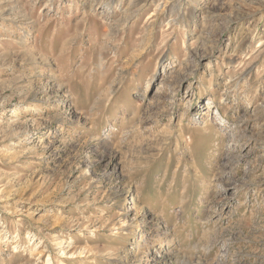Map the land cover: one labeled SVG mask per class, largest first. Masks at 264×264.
<instances>
[{
	"label": "rangeland",
	"instance_id": "rangeland-1",
	"mask_svg": "<svg viewBox=\"0 0 264 264\" xmlns=\"http://www.w3.org/2000/svg\"><path fill=\"white\" fill-rule=\"evenodd\" d=\"M47 262L264 264V0H0V264Z\"/></svg>",
	"mask_w": 264,
	"mask_h": 264
},
{
	"label": "bare ground",
	"instance_id": "bare-ground-1",
	"mask_svg": "<svg viewBox=\"0 0 264 264\" xmlns=\"http://www.w3.org/2000/svg\"><path fill=\"white\" fill-rule=\"evenodd\" d=\"M236 133V132H235ZM235 136V135H234ZM243 136V135H242ZM163 138V137H162ZM251 138V137H250ZM161 140V139H160ZM170 142V141H169ZM229 142V141H228ZM162 147V146H161ZM149 151V150H148ZM229 157V156H228ZM230 160V159H229ZM136 206H137V202L135 201L134 203H133V206L130 208V210L131 209H135L136 208ZM34 251V250H33ZM30 254V253H29ZM40 257L42 256V255H40V254H38ZM31 257H30V260L31 261H33V260H38V259H36V255H34V252H31V255H30ZM47 264H49V262H47Z\"/></svg>",
	"mask_w": 264,
	"mask_h": 264
}]
</instances>
